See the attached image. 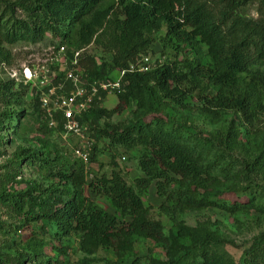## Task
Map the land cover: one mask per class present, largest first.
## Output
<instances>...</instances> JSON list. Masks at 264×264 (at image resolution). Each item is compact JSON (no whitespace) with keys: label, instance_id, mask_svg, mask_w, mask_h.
<instances>
[{"label":"trees","instance_id":"trees-1","mask_svg":"<svg viewBox=\"0 0 264 264\" xmlns=\"http://www.w3.org/2000/svg\"><path fill=\"white\" fill-rule=\"evenodd\" d=\"M248 5L255 6V18L245 14ZM157 34L179 59L144 73L124 72L115 106L94 104L80 117L94 140L124 149L140 146L141 177L130 187L111 172L85 185L86 164L78 158L57 163L48 153L16 147L15 167L22 161L35 166L47 183L16 180L14 168L0 176V212L19 219L10 230L0 221V264H70V235L80 238L82 257L75 264H93L98 249L111 251L119 262L130 253L134 236L165 244L166 259L147 264H235L219 234L202 225L175 223L164 236L162 226L147 218L141 193L154 182L156 194L176 211L264 214V183L255 184V177H264V0H0V106L6 109L0 134L23 114L12 108L26 104V86L3 71L15 62L17 47L45 42L63 46L67 58L85 49L78 65L87 78L110 80L148 55ZM133 104L136 113L126 125L100 123ZM168 104L192 107L220 127L204 136L187 116L176 124ZM27 105L39 117L36 102ZM47 131L61 134L59 126ZM91 149L87 163L94 157ZM84 185L113 213L87 199ZM25 227L30 231L20 239L17 232ZM45 235L57 244L50 246L51 257L44 252ZM238 264H264V231L243 248Z\"/></svg>","mask_w":264,"mask_h":264},{"label":"rangeland","instance_id":"rangeland-1","mask_svg":"<svg viewBox=\"0 0 264 264\" xmlns=\"http://www.w3.org/2000/svg\"><path fill=\"white\" fill-rule=\"evenodd\" d=\"M244 11L248 17H256L254 5H248ZM155 37L156 40L150 46L148 53L152 61L159 59L162 63H169L176 58L175 56H179L170 45L166 44L165 47L162 46L163 43L160 41L162 39V34H157ZM47 46V44L45 46L44 42L31 49L28 53H18L15 62L11 65L12 68H17L19 64L27 63L29 59L38 58L35 54L39 53L41 49H45ZM89 50L90 48L86 49L87 52ZM176 59L178 60L179 57ZM24 101L26 103L24 108H12V110H21L23 113L22 116L19 117L13 126H5L0 134L3 141V144L0 145V176L3 177L11 168H14L19 173L16 180L30 179L39 181L41 185H45L47 182L44 181L41 173L38 172L35 166L27 165L22 161L18 165L19 167H15L16 163H14L13 158L15 148L21 147L30 149L34 152H41L42 154L48 153V159L50 160L55 158L57 163L72 164L76 160L74 149L78 145V140L72 136H64L62 134L56 135L47 131L40 118L28 107V95L25 96ZM115 104L116 98L114 96H107L102 102L101 107L105 110H110ZM167 109V115L176 124H181L185 116L191 118L193 120L191 125L194 131L201 135L206 136L220 127V124L209 123L208 120L198 116L192 107L184 111L168 104ZM3 111H6V109L0 106V114ZM135 113V106L133 104L121 114L113 115L107 120L102 119L100 123L105 122L107 125L123 126L133 119ZM188 124L189 122H187V125ZM90 139L95 149L93 160L90 163H86V165L83 164L85 185L94 183V181L98 180L100 177L106 178L111 172H117L126 185L134 187V179L141 177L138 168V159L142 152V148L140 146H135L133 148L124 149L118 146H111L102 138H95V140L93 138ZM10 161L13 162L14 165L10 163ZM255 178V184L263 185L264 177L258 176ZM85 185L83 187L84 196L91 201H95L106 213L112 214L113 211L111 207L104 202L103 199L97 197L90 191V188L85 187ZM249 185L254 192L259 190L257 187L256 189L254 188L253 183ZM141 199L147 212V218L150 221L158 222L162 226V233L164 236H166L171 227H174L175 223H182L185 227L189 228L202 225L219 234L223 240L221 244L222 250L231 257L235 264L240 262L243 248L247 246L255 236L264 231V214L257 213L254 210L249 213H238L235 215H228L213 208L197 211H176L168 206L165 197H159L156 194L154 182H151L148 188L141 193ZM18 220L19 219L11 220L4 212H0V221L4 223L3 226L6 229L10 230L12 225L18 224ZM5 225H10V227L7 228ZM29 229L30 228L25 227L24 231L20 233L17 232L20 239L28 235ZM48 233H50V230ZM79 239L77 235H70L68 238L67 261L70 264H75V262L82 257V253L78 249ZM44 241L46 243L44 252L48 257H51L53 251L50 250V246H57V244L51 239H48L47 235H45ZM164 247V243L155 242L149 237L134 236L130 244L131 251L124 259L118 262L111 251L98 249L96 253L93 254V264H130L134 259L137 260L136 264H147L149 259L164 261L166 259Z\"/></svg>","mask_w":264,"mask_h":264},{"label":"built area","instance_id":"built-area-1","mask_svg":"<svg viewBox=\"0 0 264 264\" xmlns=\"http://www.w3.org/2000/svg\"><path fill=\"white\" fill-rule=\"evenodd\" d=\"M34 47L37 45L23 46L14 52L28 53ZM83 50L74 51L67 58L63 46L48 45L35 54L38 58L29 59L17 68L3 66V71L7 79L26 86L28 100L36 102L40 120L47 129L59 126L62 135L77 138L74 156L86 164L93 142L87 126L80 123L81 115L94 104L102 105L107 96L115 97L120 93V79L124 72L144 73L162 61H152L150 55H145L110 80H90L78 65Z\"/></svg>","mask_w":264,"mask_h":264}]
</instances>
